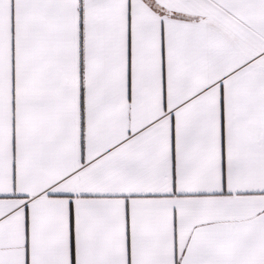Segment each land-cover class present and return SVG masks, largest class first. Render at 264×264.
Segmentation results:
<instances>
[{
  "label": "snow or ice",
  "instance_id": "1",
  "mask_svg": "<svg viewBox=\"0 0 264 264\" xmlns=\"http://www.w3.org/2000/svg\"><path fill=\"white\" fill-rule=\"evenodd\" d=\"M0 264H264V0H0Z\"/></svg>",
  "mask_w": 264,
  "mask_h": 264
}]
</instances>
